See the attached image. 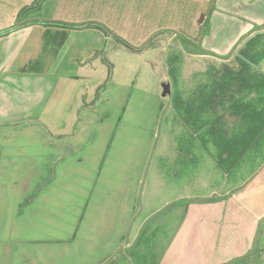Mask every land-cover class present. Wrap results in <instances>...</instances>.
Returning <instances> with one entry per match:
<instances>
[{"label":"rangeland","instance_id":"374dc122","mask_svg":"<svg viewBox=\"0 0 264 264\" xmlns=\"http://www.w3.org/2000/svg\"><path fill=\"white\" fill-rule=\"evenodd\" d=\"M43 1L46 4H41ZM56 1L41 0L36 10L27 12V16L53 18ZM65 9L62 12L59 10V15L67 11L71 13L72 7ZM84 9L87 10V6ZM125 24L116 29L98 25L100 32L64 33L68 41L62 48L57 44L54 48H59L57 54L61 51L66 55L64 69L69 70L66 71L68 78L59 86L63 88L60 93L48 96V120L45 124L34 120L24 127L16 125L0 132L12 137L10 144L13 148L21 144L15 142L14 136L24 135L25 145L37 161H40L39 152H50L56 144L42 143V149L39 136L48 132L49 139H52L50 133L65 132L81 139L76 149L79 152L71 154L67 162L76 166L74 172L79 168L76 174L80 178L79 185L76 184L77 179L75 186L71 178L64 179V182L52 179L48 183V192H58L55 197L58 199L62 196L63 205L48 204V221L30 223L32 226L41 224V232L45 230L49 241L57 238L65 242L48 244V250L40 247L46 264H264L263 203L258 205L261 202L257 201L248 208L241 202L238 217H230L226 212L220 215H193L186 209L188 200L182 203L178 199L167 200V194L159 188L166 181L183 183L182 178H176L173 173L178 170V164L186 168L199 164L198 159L190 163L182 158L178 161L175 157L177 153L184 157L188 151L198 156V143L191 141L194 134L185 128L182 113L171 110L170 96H161V84L168 82L183 88L184 70L204 69L203 59L190 53L213 51L202 48L199 38L185 40L181 31L178 37L171 38V30L168 29H161L157 38L151 35L148 41H142L138 37L147 31L135 30ZM96 50H99L97 54ZM54 53L45 48L36 53L49 62V70L44 69L43 72L52 76L48 78L52 84L57 80L53 72L61 70L58 64L62 56L58 60ZM189 73L193 75V72ZM213 77L198 75L190 80L198 85L206 82L210 95L211 89L221 85L226 89L231 82L239 84L240 79V75L230 74ZM179 101L190 108L199 100H189L186 104L187 100L181 94ZM56 102L59 104L57 109L51 106ZM196 109L189 110L191 119H209L210 126L214 117L210 105L205 111ZM61 117L68 121L64 131L57 125ZM224 143L221 145L226 148ZM258 147L264 150V143L260 141ZM91 148L98 153L96 166L102 169L125 165L130 170L137 169L136 174L129 170L127 184L122 190L113 183L107 201L93 195L94 192L97 195L101 193L102 185L96 184V191L91 189L93 165L88 162L86 153ZM208 149L212 150L211 147ZM250 162L245 158L244 166H249ZM16 165L22 170L25 167L20 157H16ZM251 176L241 182L245 189L253 185ZM87 196L89 199L85 203ZM26 210L27 207L16 208L17 213L23 214ZM33 213L41 215L40 207L35 208ZM101 213L108 216L107 225L112 226L108 231H92L90 226L86 228L85 223H80L86 214ZM55 215L62 218L55 219ZM24 224L19 217L17 225L24 231H21V235L28 237L32 228L26 229ZM23 245L27 249L17 250L16 254L29 258L31 252L28 247L32 244L27 242Z\"/></svg>","mask_w":264,"mask_h":264},{"label":"crops","instance_id":"0c3cea01","mask_svg":"<svg viewBox=\"0 0 264 264\" xmlns=\"http://www.w3.org/2000/svg\"><path fill=\"white\" fill-rule=\"evenodd\" d=\"M33 1L0 0V31L14 27L0 36V132L16 125L24 127L34 120L43 124L48 120V96L60 93L63 88L59 86L68 78L69 70L64 69L66 55L61 54L60 50L57 54V50L67 40L64 33L100 32V28L92 25L116 29L127 23L128 27L132 26L135 30L147 31L138 38L148 41L151 35L159 37L161 29L171 30V38L178 37L181 31L185 40L199 38L202 48L213 51L190 53L203 59L204 69L184 70V87L169 84L167 94L170 96L171 110L182 113L185 128L194 134L191 141L198 143L199 149L198 156L188 151L184 157L178 153L175 157L178 161L182 158L184 162L190 163L198 159L199 164L194 168H186L176 162L178 170L173 173L176 178L181 177L183 183L166 181L159 188L167 194V200L178 199L180 203L188 200L186 209L193 215H220L226 212L230 217H238L241 202L248 208L257 201L261 202L258 205L264 204V150L258 147L260 141L264 143V0H58L53 18H35L25 14L17 22L19 10ZM68 6L72 7L71 13L67 11L59 15V10L62 12L65 7L67 10ZM34 10L36 7L29 11ZM17 23L18 26H15ZM70 24L79 26L70 27ZM50 39L54 41L50 42ZM55 44L59 45L57 50ZM44 48L55 51L57 58L62 55L60 60L58 58L61 70L53 72L55 76L52 74L54 78L57 77L53 84L48 81L52 76L43 72L44 69L49 70V62L36 55L37 51L42 52ZM98 52L96 50L95 53ZM189 72H193V75ZM219 74L240 75L239 84L231 82L226 89L223 85L215 87L209 95L206 82L198 85L190 80L198 75L214 78V75ZM181 94L187 100L186 104L189 100L199 101L188 108V104L185 106L179 101ZM208 105L214 116L210 126L209 119H191L189 110L199 108L198 111H205ZM51 106L57 109L59 104L56 102ZM36 111L38 114H35ZM67 124L68 121L61 117L57 125L64 131ZM50 135L52 139H49L48 132L39 136L40 147L43 149L45 143L55 142V149L39 152L40 161H37L25 145L24 135L14 136L15 142L21 144L13 148L10 144L12 137L0 134V264H46L40 247L48 250V244L65 243L57 238L49 241L45 230L41 232V224H30L48 221V204L63 205L64 198L55 197L58 192H48V183L52 179L64 182V179L71 178L74 186L76 179V184L80 183V178L76 177L79 168L74 172L76 166L67 163L71 154L79 152L76 149L80 137L65 132ZM223 142L226 148L221 145ZM208 147L212 150L209 151ZM92 149L86 152L88 162L93 165L91 189L96 191V184L102 185L101 193L97 195L94 192L93 195L107 201L113 183L121 190L127 184L130 169L126 165L114 169L96 166L97 152ZM16 157L23 160V170L16 165ZM245 158L251 160L249 166H244ZM132 171L137 173V169L132 168L130 173ZM250 175L253 185H246L245 189L241 182ZM43 185L45 187L40 189ZM58 186L59 183L56 184ZM85 199L87 203L89 197ZM17 206L27 207V210L23 214L17 213ZM37 207H40L41 215L33 213ZM19 217L26 229L32 228L28 237L21 235L22 227L17 225ZM60 218L61 215H55V219ZM107 222L108 216L101 213L86 214L80 223H85L86 228L90 226L92 231H108L112 226H108ZM27 242L32 244L28 247L30 257L16 254L17 250L27 249L23 245Z\"/></svg>","mask_w":264,"mask_h":264},{"label":"trees","instance_id":"16d2710c","mask_svg":"<svg viewBox=\"0 0 264 264\" xmlns=\"http://www.w3.org/2000/svg\"><path fill=\"white\" fill-rule=\"evenodd\" d=\"M40 1H41V0H34L30 5L21 8V9L19 10V12L16 14V20H17V22H18V20H19L21 17H23L25 14H27V12H28L29 10H31V9L34 8V7H36V6L39 4ZM15 26H18V23H17V25H15ZM69 26H70V27H76V26H79V25H78V24H70ZM92 26H95V27H97V28H100V27L98 26V24H97V25H96V24H93ZM12 28H14V27H9V28H7V29H5V30H3V31H0V36H3V35H5V34H7L9 31L12 30ZM206 31H208V29L205 30V32H206Z\"/></svg>","mask_w":264,"mask_h":264},{"label":"water","instance_id":"95a60500","mask_svg":"<svg viewBox=\"0 0 264 264\" xmlns=\"http://www.w3.org/2000/svg\"><path fill=\"white\" fill-rule=\"evenodd\" d=\"M161 85H162L161 96L164 97L167 94H169V83L163 82Z\"/></svg>","mask_w":264,"mask_h":264}]
</instances>
